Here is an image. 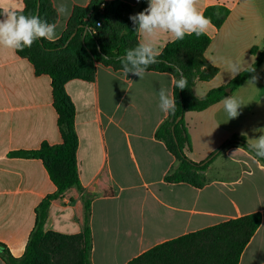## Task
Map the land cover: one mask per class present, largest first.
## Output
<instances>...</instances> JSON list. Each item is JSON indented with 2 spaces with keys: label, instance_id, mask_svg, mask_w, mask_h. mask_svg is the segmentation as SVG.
I'll use <instances>...</instances> for the list:
<instances>
[{
  "label": "crops",
  "instance_id": "1",
  "mask_svg": "<svg viewBox=\"0 0 264 264\" xmlns=\"http://www.w3.org/2000/svg\"><path fill=\"white\" fill-rule=\"evenodd\" d=\"M24 1L0 0V11L21 12ZM91 1L51 0L56 13L55 41L63 37L73 10L87 8ZM119 1L129 4L134 13L141 5V0ZM61 3L68 4L70 16L57 14L56 6ZM210 5L225 6L230 13L219 29L210 25L206 32L211 42L204 58L218 68V74L209 81H195L197 98L236 76L230 71L231 63H237L240 72L249 67L256 57L250 52L252 47L258 52L264 50V0L197 3L202 13ZM172 41L170 35L161 33L156 44L162 51ZM174 81L170 73L146 71L140 79L95 62L92 81L73 79L65 83L75 108L81 191L73 203L56 200L49 205L43 230L67 236L81 234L83 223L77 206L84 213L83 201L88 198L90 263L126 264L158 244L259 213L260 225L238 264H264V164L251 153L239 146L219 151L203 173L205 184L201 188L165 181L176 160L166 144L155 137L169 116L159 109L157 93L164 87L173 95ZM263 81L252 74L229 93L243 104L236 118L228 120L223 100L204 111L185 114L191 142L186 155L191 161H205L233 135H242L247 141L255 124L246 123L245 90ZM61 142L50 77L37 75L26 58L0 47V242L15 258L25 251L36 208L56 188L40 160L12 157L10 153ZM100 185L111 186L114 196H100ZM0 264H5L1 258Z\"/></svg>",
  "mask_w": 264,
  "mask_h": 264
},
{
  "label": "trees",
  "instance_id": "2",
  "mask_svg": "<svg viewBox=\"0 0 264 264\" xmlns=\"http://www.w3.org/2000/svg\"><path fill=\"white\" fill-rule=\"evenodd\" d=\"M24 5L23 11L17 14L39 15L49 23L56 21L51 0H25ZM147 6L148 0H141L137 13ZM137 13L133 12L129 4L119 0L109 3L92 0L87 8L76 7L73 10L61 39L54 42L37 40L30 48L15 50L18 56L26 58L32 64L37 75L50 77L53 107L57 113L62 142L53 146L42 143L35 150L10 153L12 157L40 160L56 192L46 197L36 208L35 225L20 258L13 257L7 246L0 242V258L5 264H55L56 261L59 264H91L88 198L83 201L84 213L77 206L83 223L81 234L67 236L43 230L49 205L56 200L73 203L81 191L76 165L78 138L74 125L75 108L64 85L73 79L92 81L95 62L122 71L117 57L139 43L138 33L129 19ZM229 13V9L222 5H210L203 11L215 29L222 26ZM89 27L94 31L86 30ZM210 42L211 39L206 33L200 37L195 34L186 35L183 40L166 44L161 55L157 57L158 63L147 69L170 73L176 81L180 78V72L176 71L178 68L187 78V87L183 90L176 88L174 84L175 114H169L155 133V137L166 144L176 160V166L165 177L168 183L182 182L201 188L205 184L203 173L216 154L234 146L242 147L264 164V159L256 157L242 135L231 136L203 162L195 163L186 155L191 150V142L184 120L185 114L201 112L221 102L229 93L239 88L264 60V50L258 52L257 47H252L250 52L256 57L249 67L225 85L213 88L197 98L193 92L195 81H209L218 74V68L210 65L204 58ZM227 88L230 89L229 93L226 92ZM179 117L180 120L176 122ZM98 193L103 197H112L115 191L111 186L100 185ZM260 222L259 213L230 220L158 244L126 264H238L241 253ZM55 256L58 260H55Z\"/></svg>",
  "mask_w": 264,
  "mask_h": 264
},
{
  "label": "clouds",
  "instance_id": "3",
  "mask_svg": "<svg viewBox=\"0 0 264 264\" xmlns=\"http://www.w3.org/2000/svg\"><path fill=\"white\" fill-rule=\"evenodd\" d=\"M198 0H148V7L143 11L132 15L134 30L141 36L136 47L127 49L117 59L122 65L124 75L129 73L143 79L148 67L158 63L157 57L161 55L157 47L156 39L161 33L170 35L175 40H183L186 35L195 34L200 37L205 34L210 25V18L206 17L197 7ZM56 12L61 16H70L67 3L56 6ZM3 16L0 19V47L23 51L30 48L37 40L54 42L56 37V23H49L39 15L17 14L6 9L0 11ZM237 63L230 64V71L237 75L240 73ZM179 80L174 81L175 87L181 90L187 87V78L180 69ZM159 109L165 114H175L176 98L170 95L166 88L158 91ZM228 120L239 115V109L243 105L235 96L229 95L222 101ZM249 148L256 157L264 159V135L253 139Z\"/></svg>",
  "mask_w": 264,
  "mask_h": 264
},
{
  "label": "rangeland",
  "instance_id": "4",
  "mask_svg": "<svg viewBox=\"0 0 264 264\" xmlns=\"http://www.w3.org/2000/svg\"><path fill=\"white\" fill-rule=\"evenodd\" d=\"M262 68L258 69L253 73V78H264L262 77V71L264 70V65ZM251 88V89H250ZM250 88L245 90L247 94V117L246 123L247 126L255 124V128L248 133L247 142L249 144L253 143L255 138H258L261 135H264V81L261 85L253 84ZM204 90V89H203ZM199 90L198 92H200ZM55 260H58V257L55 256ZM55 264H59L56 261Z\"/></svg>",
  "mask_w": 264,
  "mask_h": 264
},
{
  "label": "water",
  "instance_id": "5",
  "mask_svg": "<svg viewBox=\"0 0 264 264\" xmlns=\"http://www.w3.org/2000/svg\"><path fill=\"white\" fill-rule=\"evenodd\" d=\"M38 8H39V3H38ZM72 36H73V35H72ZM226 92L229 93V92H230V89L227 88V89H226ZM179 120H180V117L176 120V122H178Z\"/></svg>",
  "mask_w": 264,
  "mask_h": 264
},
{
  "label": "built area",
  "instance_id": "6",
  "mask_svg": "<svg viewBox=\"0 0 264 264\" xmlns=\"http://www.w3.org/2000/svg\"><path fill=\"white\" fill-rule=\"evenodd\" d=\"M86 30L94 31V29L93 28H90V27L87 28Z\"/></svg>",
  "mask_w": 264,
  "mask_h": 264
}]
</instances>
